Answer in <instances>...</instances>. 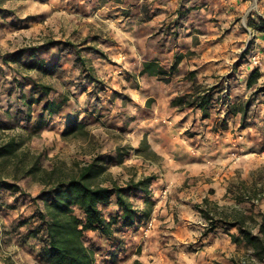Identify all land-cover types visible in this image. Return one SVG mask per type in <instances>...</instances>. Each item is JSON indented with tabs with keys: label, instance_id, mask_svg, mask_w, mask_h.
<instances>
[{
	"label": "crops",
	"instance_id": "1",
	"mask_svg": "<svg viewBox=\"0 0 264 264\" xmlns=\"http://www.w3.org/2000/svg\"><path fill=\"white\" fill-rule=\"evenodd\" d=\"M50 15L58 18L57 26ZM7 18L10 25L23 20L31 34H45L46 28L54 26L56 32L47 43L73 45L71 39H76L88 56L106 58H92L98 78L90 83L103 84L104 94L113 95L107 126L110 122L112 129L125 132L132 157H139L140 164L150 162L149 171H154L146 194L154 205L149 220L114 230L107 264L220 261L217 252L223 253L224 245L230 247L229 238L221 234L208 238L201 251L186 250L198 239L193 226L198 214L188 200L218 192L223 178L248 165L247 161L235 165L232 153L264 140V97H260L264 95V34L249 26L264 20V0H0V68L4 67L2 55L14 52L11 39L17 29L7 28ZM66 18H73L68 28ZM47 43L39 47V55L53 48ZM63 43L56 46L58 50ZM254 55L260 56L258 66L251 63ZM150 62L167 75L141 74L143 65ZM254 70L260 77L248 87ZM4 77L10 80L11 73ZM208 90L211 104L205 116L196 103L172 105L179 96L191 95L193 100ZM252 93L256 97H250L248 110L253 109L247 110L244 119L242 112L230 113L231 108H239L236 100H246ZM0 99L8 100V96ZM143 139L159 166L140 155ZM121 158L122 163L127 161L126 155ZM189 183L194 184L191 189L184 187ZM166 186L168 195L160 197ZM1 191L8 192L0 189V204L5 195ZM147 222L152 227L146 233ZM119 244L123 248L116 251ZM170 250L173 258L167 255Z\"/></svg>",
	"mask_w": 264,
	"mask_h": 264
},
{
	"label": "rangeland",
	"instance_id": "2",
	"mask_svg": "<svg viewBox=\"0 0 264 264\" xmlns=\"http://www.w3.org/2000/svg\"><path fill=\"white\" fill-rule=\"evenodd\" d=\"M6 10L7 13L11 12L9 9ZM40 20L39 23L42 24V19ZM49 20L57 26L56 16L50 15ZM9 21L7 18V28L11 26L17 29L14 30L16 36L11 39L14 52L39 48L56 32V28L50 26L49 29L46 28L45 34L42 32L31 34L25 31L26 26L21 23L23 20L17 24H13L12 21L11 25ZM70 23L73 24V18H66L64 22L66 28ZM6 37L9 38L8 35ZM71 40L73 45L61 46L59 50L56 45L40 55L50 62H57L56 70L50 75L14 64L12 67L0 68V90L8 96V100L0 99V146L10 141L15 144L12 153L0 158V180L16 184L19 188L14 194L1 191L5 195L1 197L0 204V264H45L40 256L41 244L36 240H28L27 234L30 228L38 224L37 211L43 208L42 201L37 197L56 179L77 176L87 164H94L96 170L100 171L92 183L103 186H110L113 183L125 186L130 182H137L139 178H145L144 176H151L154 172L149 171L150 162L140 164L139 157H132L134 152L129 142H125L127 141L125 132L112 129L110 122L109 127L107 126L108 121L105 120L108 108L110 114L113 106L111 104L113 95L104 94L103 84L96 87V83L94 85L90 83L98 78L91 66L92 58L103 60L106 58L99 54L88 56L87 52L81 50L79 40ZM6 43L9 44V39ZM76 56L80 61H75ZM9 73L11 79L7 80L4 75L9 76ZM42 85L51 89L46 99L61 101L63 106L59 115L52 117L44 115L47 126L40 132H34L33 124L41 117L46 99L42 97V101L32 105L28 112V108L22 104V98L29 100L32 95L39 96L38 89L34 88ZM82 91L84 95H81ZM2 93L0 96H3ZM252 95L254 97L251 99L254 100L256 93L250 94L246 100L243 98L236 100L237 105L247 102L250 106ZM252 109L250 108L248 112ZM27 113H30L29 122H26ZM71 120H76L74 131H70L67 126ZM219 126L223 128V125ZM140 149L141 156L149 158L154 165L159 166V159H155L141 145ZM130 151L132 154L129 156ZM123 154L127 157L124 163L121 158ZM233 155L240 157L235 165L242 161H247L248 165L223 178L218 192L210 193V196L204 199L196 196L194 200H188L189 205L195 208L198 214V219L193 223L198 239L195 243H189L186 250L189 253L201 251L207 240L214 236L221 237V234L224 235V239L229 238L230 247L224 245V241L221 240L225 251L218 253L219 250H216L220 261L213 260L212 264H264V255L257 256L254 249L241 240L237 227L227 225L235 220H241L246 231L264 239V233L261 232L264 230V140L253 142L250 149L238 148L232 153V158ZM193 185L189 183L184 187L191 189ZM165 189L167 193L164 195ZM168 191L169 186L164 187L159 196H167ZM128 198L140 212L154 206L153 204L150 206L149 198L140 191H132ZM5 202L7 206L2 205ZM116 211L114 205L102 210L106 219ZM76 214L80 215V212L76 211ZM234 238L239 241H235ZM83 240L85 245L93 250L99 264L109 262V247L112 246L113 239L93 232L84 235ZM121 246L119 244L116 251L121 250L123 244ZM167 255L168 257L170 255L169 258L174 257L172 250Z\"/></svg>",
	"mask_w": 264,
	"mask_h": 264
},
{
	"label": "trees",
	"instance_id": "3",
	"mask_svg": "<svg viewBox=\"0 0 264 264\" xmlns=\"http://www.w3.org/2000/svg\"><path fill=\"white\" fill-rule=\"evenodd\" d=\"M249 26L257 32L264 34V20L258 23H249ZM62 44L63 42L50 41L47 43L49 47ZM70 46L71 44L63 43ZM39 48H27L17 50L11 54L1 57L4 66L9 64L19 65L27 70H36L43 74H52L57 68V62L46 63L45 59L38 54ZM26 53V54H25ZM25 54V55H24ZM24 55V60L22 57ZM77 55V54H76ZM75 61H80L78 56ZM167 71L160 67L157 63L150 62L143 65L141 74L151 76L167 75ZM260 74L258 70H254L249 76L247 86H252L257 82ZM38 89L39 96L32 95L31 99L22 98V104L28 108L42 101V97L49 94L50 88L47 86H35ZM35 93V92H34ZM191 95H183L172 101L173 106H196L206 115L211 104V95L209 90L202 95L190 100ZM63 102L54 100L45 101L42 106V115L34 122V132H40L47 126V120L44 115L52 117L61 113ZM248 103L240 105L239 108H231L230 113L235 114L237 111L244 115L248 110ZM30 113L26 114V122H29ZM76 120L68 122L67 126L70 131L75 130ZM223 124V128H225ZM244 122L241 123V128ZM14 142L0 146V158L12 153ZM141 146L148 150L146 140L143 139ZM140 151V150H139ZM98 169V168H97ZM100 171L96 170L94 164L84 166L77 176L68 177L66 179H56L48 184L37 199H40L43 208L37 211V225L30 228L27 239L36 240L41 244V257L45 264H97L93 250L85 246L84 233L86 231L98 232L101 236L111 239L114 230L118 227H133L142 220H149L151 207L143 213H139L128 198V194L132 191H140L144 195L148 193V186L154 179L153 176L142 178L137 182H130L125 186H118L115 183L110 186L94 184L92 180ZM0 189L8 192L16 193L19 188L16 184H11L0 180ZM147 201V200H146ZM152 203H150L151 206ZM114 205L117 209L116 213L106 219L103 215V208ZM80 212V215L76 214ZM212 223V222H211ZM241 220H235L228 223V226L237 227L239 237L244 243L254 249L257 256L264 255V239L259 236L252 235L242 226ZM264 233V230H261ZM43 235V236H42ZM42 236V237H40ZM235 241H239L235 239Z\"/></svg>",
	"mask_w": 264,
	"mask_h": 264
},
{
	"label": "built area",
	"instance_id": "4",
	"mask_svg": "<svg viewBox=\"0 0 264 264\" xmlns=\"http://www.w3.org/2000/svg\"><path fill=\"white\" fill-rule=\"evenodd\" d=\"M259 62H260V56L259 55H254L252 58H251V63L254 65V66H258L259 65ZM239 156H236V155H233V163H236L238 160H239ZM167 193V189H165L163 191V194L165 195ZM152 225H151V222H147L145 224V232L147 233L150 229H151Z\"/></svg>",
	"mask_w": 264,
	"mask_h": 264
}]
</instances>
